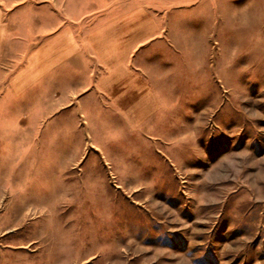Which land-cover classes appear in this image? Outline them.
Instances as JSON below:
<instances>
[{"label": "rangeland", "instance_id": "obj_1", "mask_svg": "<svg viewBox=\"0 0 264 264\" xmlns=\"http://www.w3.org/2000/svg\"><path fill=\"white\" fill-rule=\"evenodd\" d=\"M20 1L0 7L15 17L10 37L30 44L18 29L33 26L36 6ZM154 9L163 35L142 68L156 109L134 134L28 114L46 89L7 87L23 53L11 40L0 61L10 66L0 67V264H264V0ZM9 128L27 135L1 134Z\"/></svg>", "mask_w": 264, "mask_h": 264}, {"label": "crops", "instance_id": "obj_2", "mask_svg": "<svg viewBox=\"0 0 264 264\" xmlns=\"http://www.w3.org/2000/svg\"><path fill=\"white\" fill-rule=\"evenodd\" d=\"M163 1H20L25 8L27 4L36 6L33 26L18 29L31 32L33 41L27 44L23 36L15 39L23 53L14 67L21 69L7 87H12L16 96L25 88L46 89L44 97L39 98L41 92L34 93L35 106L27 108L28 114H73L100 133L129 129V134H134L135 123L146 120L156 109L155 94L142 67L152 66L163 35L164 28L154 9ZM23 13L20 11L18 23L26 21ZM12 17L7 18L3 3L0 61L11 56V40L16 42L9 32V24L16 23ZM26 132L9 128L1 134L21 137Z\"/></svg>", "mask_w": 264, "mask_h": 264}]
</instances>
